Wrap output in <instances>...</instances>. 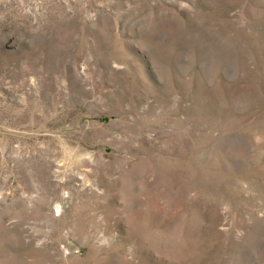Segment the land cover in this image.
I'll return each instance as SVG.
<instances>
[{
    "label": "rangeland",
    "instance_id": "1",
    "mask_svg": "<svg viewBox=\"0 0 264 264\" xmlns=\"http://www.w3.org/2000/svg\"><path fill=\"white\" fill-rule=\"evenodd\" d=\"M0 264H264V0H0Z\"/></svg>",
    "mask_w": 264,
    "mask_h": 264
}]
</instances>
